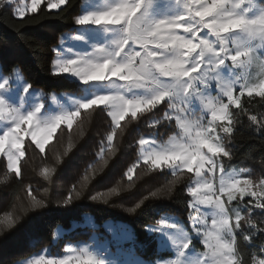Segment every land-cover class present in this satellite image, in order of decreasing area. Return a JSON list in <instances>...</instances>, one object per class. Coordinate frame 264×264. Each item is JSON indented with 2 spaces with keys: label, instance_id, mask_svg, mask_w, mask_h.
Here are the masks:
<instances>
[{
  "label": "snow or ice",
  "instance_id": "1",
  "mask_svg": "<svg viewBox=\"0 0 264 264\" xmlns=\"http://www.w3.org/2000/svg\"><path fill=\"white\" fill-rule=\"evenodd\" d=\"M13 3L0 0V9H12V18L27 26L46 19L45 9L67 13L75 0H30L14 8ZM71 20L80 27L61 35L50 49L53 73L70 74L84 86L67 110L61 106L49 114L45 103L34 98L43 94L14 79L18 66L0 63V184L24 193L0 216V235L16 228L29 211L52 203L48 187L38 198L30 182L25 186L28 154L39 156L42 166L36 174L51 185L62 157L75 146L70 141L63 152L53 151L51 141L60 142L57 130L66 129L71 137L76 123L83 137L84 124L102 115L107 131L101 143L109 156L130 127L168 124L175 131L164 143L142 134L135 144L139 160L121 177L127 186L118 182L93 193L91 180L109 163L102 147V163L78 187L74 184L56 202L59 206L81 198L109 204L135 186L134 172L142 161V175L174 178L131 207L111 206L136 213L146 201L173 200L177 192L186 196V223L161 217L149 229L174 251V258L157 264H264V178L241 179L229 171L236 154L230 145L244 119L264 136V112L255 111L257 103L264 107V78L256 82L250 71L258 64L264 76V51L257 53L264 49V0H111L102 7L85 2ZM15 30L18 35L23 31ZM124 238L120 233L118 239ZM27 264L115 261L107 260L103 249L72 243L62 255L38 254Z\"/></svg>",
  "mask_w": 264,
  "mask_h": 264
},
{
  "label": "trees",
  "instance_id": "2",
  "mask_svg": "<svg viewBox=\"0 0 264 264\" xmlns=\"http://www.w3.org/2000/svg\"><path fill=\"white\" fill-rule=\"evenodd\" d=\"M83 1L75 0L74 7L62 15H57L59 10L45 9L46 19L39 23H29L27 26L24 25L23 20L12 18V9H0V60L2 63L19 65L29 84L46 93L53 91L79 93L82 90V84L64 75L53 73L51 61L54 53L50 49L58 43L61 34L76 29L77 25L72 22L71 17L80 11ZM27 15L38 16L39 13ZM17 28L23 29L19 35L15 30ZM256 100L259 101V97ZM255 111L264 112V107L257 103ZM103 120L102 115H95L91 124L86 122L83 137L79 136L80 128L76 123L71 130V137L66 134V129L64 133L58 129L57 136L60 142L57 143L55 138L51 141V144L56 146L53 151L63 152L70 141L75 146L68 151L66 156L62 157L51 185L36 174L42 166L39 156H34L31 152L28 154L27 164L23 169L25 186L30 182L38 190L34 193L38 198L42 195L44 188L48 187L52 203L47 208L29 211L22 217L16 228L0 235V264H16L44 249L52 248L53 250L56 231L59 228L64 230V238L77 239L87 236L91 228L85 224L87 215L99 226L96 230L108 220L121 221L130 225L136 238L142 243V247L137 248V252L145 258L157 255L154 243L151 242L152 236L147 231L150 224H156V221L166 213H173L186 222L187 209L183 204L186 196L183 192H177L173 200L161 198L146 201L136 213H128L123 207L111 206L115 202L124 207H131L143 196L148 195L149 190L155 191L174 178L162 173L142 175L146 171L142 163L134 172L135 186L123 192L120 197H114L109 204L84 198L68 206H59L56 203L67 195L74 184L78 187V182L85 174L94 173V169L102 163L98 155L102 147L104 158L108 159L109 163L91 180L89 189L93 193L105 192L110 187L117 186L118 182L123 187L127 186L129 183L127 178L124 177L121 180V177L127 167L137 162L138 147L135 144L142 134L157 133L159 138L166 139L175 131L174 127L168 124H162L156 129L147 128L143 124L130 127L123 141L115 142L117 144L116 154L109 156L107 146L101 143L107 131V125ZM248 124L245 118L243 125H239L234 134L235 139L230 146L236 154L229 162L230 169L237 167L240 163L248 162L259 167L264 173V136H261L259 132H254ZM49 163H53L51 155ZM3 171V165L0 164V179L3 178ZM23 196V191L6 189L3 184H0V216L5 210H10L8 205ZM168 253L163 252L164 255Z\"/></svg>",
  "mask_w": 264,
  "mask_h": 264
},
{
  "label": "rangeland",
  "instance_id": "3",
  "mask_svg": "<svg viewBox=\"0 0 264 264\" xmlns=\"http://www.w3.org/2000/svg\"><path fill=\"white\" fill-rule=\"evenodd\" d=\"M85 2L89 3L91 6H94V7L95 6L102 7V6H105L107 3H110L111 0H84L82 5ZM25 3H30V0H14L13 8L16 7L17 4L23 5ZM172 10L175 11V9H172ZM78 27L80 26H77L76 28ZM92 27H95V26H92ZM71 34H74V30L65 31L61 35L67 36ZM261 51H264V49H257L258 54ZM0 63H2L1 60H0ZM17 66H18V70L14 74V79L17 77L20 78L18 82L21 87L23 86L25 82L29 84V82L24 77V74L20 66L19 65ZM250 71L252 73L253 79H255L256 82H259V79L264 78V76H261V71H260V67L258 64L254 65ZM61 75H64L69 79L79 82L75 77H72L70 74L62 73ZM83 87L84 86L82 85V90H83ZM82 90L79 93L68 92V91L66 92L53 91L51 93H46L44 90L38 87L32 86V88L30 89V92L42 93L43 94L42 96L34 97V98L44 102L46 108L48 109V113L51 115H54L61 110V106H63L64 110H67L71 106L73 100L79 98V96L82 94ZM21 94L23 95V93ZM53 96L56 97L55 101L52 99ZM143 135L147 137L149 134H143ZM152 135L157 143H164L168 139V138L166 139L159 138L157 136V133L152 134ZM139 157H140V153L138 149L137 161L139 160ZM140 163H142V161ZM229 171L233 172V174H235L238 178H241V179L250 178L253 180H259L260 178H264V175H263L264 173L262 172V170L259 167L257 168L248 162L240 163L237 167L229 169ZM162 217H172L177 220H180L181 222L186 223L183 219H181L180 217H178L177 215L173 213L163 214ZM85 224L89 225L88 227H91L90 233L87 236H83L77 239L64 238L63 237L64 230L62 228H59L56 231L53 250L52 248L44 249L42 252L35 253L31 255L30 257L16 264H27L28 261L33 259L38 254H44L46 256L62 255L63 252L66 250L67 246L72 243H78V244L87 243V244L92 245L93 247L103 249L105 250L106 259L109 261H115V264H157L158 260L174 258V251L171 249L170 246H167L161 243V237L159 236V234L149 231V229L155 227L156 224H150L147 227L148 233L152 236L151 242L154 243V250L157 252V255L155 257H150V258H145L137 252V248L142 247V243L140 242V240L136 238L132 227L128 225L127 223H124L121 221H115V220H108L104 223V225L100 229L96 230L97 228H99V226L95 224L94 222H92V219L89 217V215H87L85 217ZM110 229H116V231L113 232V231H110ZM120 233H123L126 238L118 239V236L120 235ZM197 248L199 251L200 250L199 245H197ZM163 252H169V253L164 255Z\"/></svg>",
  "mask_w": 264,
  "mask_h": 264
}]
</instances>
